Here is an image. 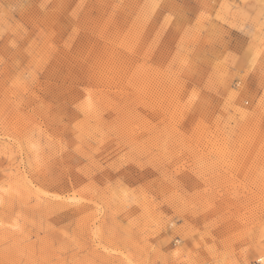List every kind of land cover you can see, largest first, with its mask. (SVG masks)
Instances as JSON below:
<instances>
[{
	"label": "rangeland",
	"instance_id": "rangeland-1",
	"mask_svg": "<svg viewBox=\"0 0 264 264\" xmlns=\"http://www.w3.org/2000/svg\"><path fill=\"white\" fill-rule=\"evenodd\" d=\"M0 264H264V0H0Z\"/></svg>",
	"mask_w": 264,
	"mask_h": 264
}]
</instances>
